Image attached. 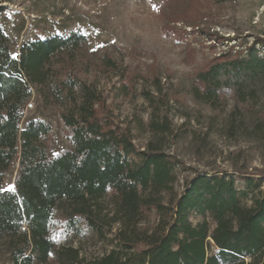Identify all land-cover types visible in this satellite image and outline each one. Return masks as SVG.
I'll use <instances>...</instances> for the list:
<instances>
[{
    "label": "trees",
    "instance_id": "1",
    "mask_svg": "<svg viewBox=\"0 0 264 264\" xmlns=\"http://www.w3.org/2000/svg\"><path fill=\"white\" fill-rule=\"evenodd\" d=\"M200 2L188 0L178 20L199 19ZM86 43L77 32L30 41L13 58L0 25V261L264 264V190L251 176L243 192L230 174L199 172L178 195L179 162L157 148L139 151L131 132L104 116L98 88L69 75L68 64ZM241 55L230 51L206 65L193 78L194 91L206 103L233 96L252 113L254 133L263 134L264 109L253 110L251 101L264 87V58ZM34 90L44 110L58 105L69 130V148L60 156L52 155L50 123L35 119L20 129ZM15 164V189L8 191L5 181ZM107 197L114 204L108 220L101 206ZM149 217L156 222L142 228ZM196 218L201 219L197 225ZM115 224L120 225L113 237L117 246L110 252L88 259L75 247L79 238L107 239Z\"/></svg>",
    "mask_w": 264,
    "mask_h": 264
},
{
    "label": "rangeland",
    "instance_id": "2",
    "mask_svg": "<svg viewBox=\"0 0 264 264\" xmlns=\"http://www.w3.org/2000/svg\"><path fill=\"white\" fill-rule=\"evenodd\" d=\"M187 2L0 0V25L10 38L13 58H19L22 46L30 41L75 32L84 36L87 43L68 64L69 75L98 88L104 116L130 131L139 151L157 148L179 162L174 185L178 195L199 172L230 174L243 192L244 180L251 176L264 190V133H254L252 113L230 95L206 103L193 85L200 70L230 51L232 56L241 53L242 59L252 53L264 58V0H201L202 15L192 24L178 20ZM251 105L255 111L264 109V87ZM59 112L58 105L44 110L34 90L20 124L24 130L31 120L50 123L55 157L69 148V130ZM18 171L15 164L5 189H15ZM237 172L251 175L241 177ZM248 191L244 202L251 206L253 190ZM101 206L108 220L114 211L112 199H103ZM155 222L149 217L140 226L151 229ZM200 222L194 220L195 225ZM119 227L115 224L107 239L84 237L74 245L88 259L101 256L117 246L113 237Z\"/></svg>",
    "mask_w": 264,
    "mask_h": 264
},
{
    "label": "bare ground",
    "instance_id": "3",
    "mask_svg": "<svg viewBox=\"0 0 264 264\" xmlns=\"http://www.w3.org/2000/svg\"><path fill=\"white\" fill-rule=\"evenodd\" d=\"M5 6H11V3L10 2H8V1H5V4H4Z\"/></svg>",
    "mask_w": 264,
    "mask_h": 264
},
{
    "label": "snow or ice",
    "instance_id": "4",
    "mask_svg": "<svg viewBox=\"0 0 264 264\" xmlns=\"http://www.w3.org/2000/svg\"><path fill=\"white\" fill-rule=\"evenodd\" d=\"M0 190H3V189H0ZM14 189L12 188V187H10L9 189H8V191H13Z\"/></svg>",
    "mask_w": 264,
    "mask_h": 264
}]
</instances>
